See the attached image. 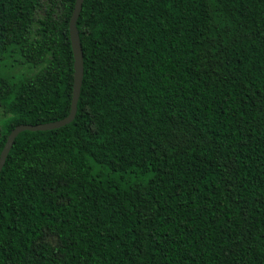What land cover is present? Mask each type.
Segmentation results:
<instances>
[{
    "label": "trees",
    "instance_id": "16d2710c",
    "mask_svg": "<svg viewBox=\"0 0 264 264\" xmlns=\"http://www.w3.org/2000/svg\"><path fill=\"white\" fill-rule=\"evenodd\" d=\"M75 2L0 0V62L43 65L0 73V154L70 111ZM77 26L75 118L0 171V264H264V0H84Z\"/></svg>",
    "mask_w": 264,
    "mask_h": 264
},
{
    "label": "water",
    "instance_id": "95a60500",
    "mask_svg": "<svg viewBox=\"0 0 264 264\" xmlns=\"http://www.w3.org/2000/svg\"><path fill=\"white\" fill-rule=\"evenodd\" d=\"M84 0H76L74 5L73 14L69 22L70 40L74 53V83H73V93L71 99V107L69 113L61 118L54 121H49L45 123L30 124L22 123L16 125L9 133L5 146L0 154V171L3 168L4 162L9 154V151L15 141L17 135L23 130H45L60 127L67 123H70L75 118L78 106V100L81 91L82 79L84 75V59H83V49L80 40L79 28L77 26V20L81 13Z\"/></svg>",
    "mask_w": 264,
    "mask_h": 264
},
{
    "label": "rangeland",
    "instance_id": "374dc122",
    "mask_svg": "<svg viewBox=\"0 0 264 264\" xmlns=\"http://www.w3.org/2000/svg\"><path fill=\"white\" fill-rule=\"evenodd\" d=\"M48 0H42L46 3ZM111 31L108 27L103 24L101 27V35L104 38H109ZM43 65H30L23 61L22 55L14 50L5 54V58L0 62V73L4 76L12 77L13 79L20 80L25 75H30L39 71ZM7 115L4 113L3 109L0 108V124L4 121ZM50 239L55 242V237H50Z\"/></svg>",
    "mask_w": 264,
    "mask_h": 264
}]
</instances>
